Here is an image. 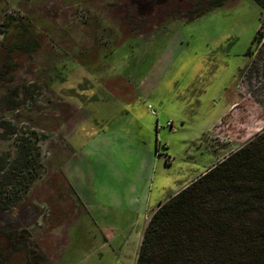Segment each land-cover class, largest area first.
<instances>
[{
	"label": "rangeland",
	"instance_id": "obj_1",
	"mask_svg": "<svg viewBox=\"0 0 264 264\" xmlns=\"http://www.w3.org/2000/svg\"><path fill=\"white\" fill-rule=\"evenodd\" d=\"M84 1L0 0V156L10 160L26 136L41 162L0 211V264H134L144 222L135 191L149 195L147 223L157 197L264 136L254 0H202L135 31L124 29L128 14H110L117 1ZM60 154L92 160L94 188L62 197Z\"/></svg>",
	"mask_w": 264,
	"mask_h": 264
},
{
	"label": "trees",
	"instance_id": "obj_2",
	"mask_svg": "<svg viewBox=\"0 0 264 264\" xmlns=\"http://www.w3.org/2000/svg\"><path fill=\"white\" fill-rule=\"evenodd\" d=\"M254 1L264 12V0ZM14 143L10 160L0 156V211L12 208L41 170L31 138ZM134 264H264V136L160 202Z\"/></svg>",
	"mask_w": 264,
	"mask_h": 264
},
{
	"label": "crops",
	"instance_id": "obj_3",
	"mask_svg": "<svg viewBox=\"0 0 264 264\" xmlns=\"http://www.w3.org/2000/svg\"><path fill=\"white\" fill-rule=\"evenodd\" d=\"M60 155H59V157H60L59 161L60 160L61 161L58 163L59 165L57 167V171L55 170V174L53 177H54V179L56 178V181L54 180V182L56 183L55 189L56 190L58 189L61 191L60 194L62 195V197H65L63 195V194H65V190H68L69 193L73 194L74 196L75 195L78 196L79 194L81 195V193L85 192L84 190L86 189V187L94 188L93 183H94V180H95L94 177L96 176V174L93 172L87 173L88 172V170H87L88 164L90 163L91 166H94L92 160H88L89 158L87 159L86 156L83 157L81 154H79L78 156H75L71 160L65 159V157H62V155L61 156ZM72 160H74V162H72ZM79 172H83V174H84V177L82 180H79L80 177L77 178V175H79ZM192 180L193 179H191L189 182H191ZM188 183L184 184L181 188L186 186ZM180 189H178L175 193H177ZM114 190H115V192H113V194H115V205H117L120 201L119 200L120 197H118L119 188H116ZM135 193H136V198H134L133 201L135 203H137V205H138V207H136V210L138 211L137 215H139L140 212H142V214L144 215V222H142L143 223L142 233H143L145 223H146V217H147V214L149 212V211H147L148 210L147 209L148 208L147 202L149 199V195L144 190L143 191L141 190L139 192L135 191ZM175 193H173L172 195H174ZM172 195H169V197ZM168 198H166V199H168ZM166 199L162 200V199H160V197H157V199L155 200V203H156L155 206L152 207L150 210L155 208L160 202H162ZM116 208H118V205L116 206ZM56 209L58 210V212L61 211V214L57 217V223H59V222H62L64 220V218L66 217L65 209L63 207H60V205ZM66 210H68V208ZM142 233H138V235H140V234L142 235ZM140 239H141V236L138 239L139 243H140Z\"/></svg>",
	"mask_w": 264,
	"mask_h": 264
},
{
	"label": "flooded vegetation",
	"instance_id": "obj_4",
	"mask_svg": "<svg viewBox=\"0 0 264 264\" xmlns=\"http://www.w3.org/2000/svg\"><path fill=\"white\" fill-rule=\"evenodd\" d=\"M85 1L84 2L86 3L87 9H90L91 6L88 3L90 2L92 4V1L90 0H85ZM115 1L118 2V5L114 10L115 13H113L112 10L110 14H117L116 12H118V14H123L122 16L128 14V16H126V21H123L125 22L124 29L128 31H135L138 28H142L149 22L148 20L160 18V16L162 15H166V16L168 15L172 17L175 15V13H177V10L175 11L176 8L177 9L179 7L187 8V6L189 8L194 6L195 4H199L202 2V0H115ZM125 4H127V7L129 9H125L124 12L123 6L125 7ZM100 9H101L99 10L100 14H106L103 12L102 8ZM151 10L154 11L157 10L160 15L133 13V11L144 13L146 11L150 12ZM172 12L175 13L173 14ZM99 13L95 12V14H99ZM123 22L121 23L123 24Z\"/></svg>",
	"mask_w": 264,
	"mask_h": 264
},
{
	"label": "built area",
	"instance_id": "obj_5",
	"mask_svg": "<svg viewBox=\"0 0 264 264\" xmlns=\"http://www.w3.org/2000/svg\"><path fill=\"white\" fill-rule=\"evenodd\" d=\"M149 108H150V106H149ZM151 113H154V111H152V109H151Z\"/></svg>",
	"mask_w": 264,
	"mask_h": 264
}]
</instances>
